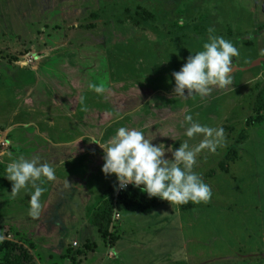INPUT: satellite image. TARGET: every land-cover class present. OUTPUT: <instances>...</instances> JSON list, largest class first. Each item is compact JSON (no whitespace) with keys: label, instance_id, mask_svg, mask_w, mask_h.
<instances>
[{"label":"rangeland","instance_id":"obj_1","mask_svg":"<svg viewBox=\"0 0 264 264\" xmlns=\"http://www.w3.org/2000/svg\"><path fill=\"white\" fill-rule=\"evenodd\" d=\"M209 35L239 51L232 84L175 96L172 74ZM261 73L264 0H0V243L23 245L37 264H264V121H251ZM189 114L223 129L193 167L210 199L114 211L111 247L91 220L118 193L100 146L126 126L178 149ZM21 156L55 170L36 216L34 189L11 195L5 176Z\"/></svg>","mask_w":264,"mask_h":264},{"label":"clouds","instance_id":"obj_2","mask_svg":"<svg viewBox=\"0 0 264 264\" xmlns=\"http://www.w3.org/2000/svg\"><path fill=\"white\" fill-rule=\"evenodd\" d=\"M209 31L211 33L213 30ZM238 56L239 51L231 41L222 36L209 35L203 50L190 55L181 69L172 74L175 96L185 97L187 90V96L198 94L205 97L211 94L213 87L231 85L235 70L233 60ZM89 88L97 93L105 91L103 86L96 84H90ZM184 122L187 126L183 135L188 140L202 137L198 145L192 146L185 140L178 149L166 148L162 143L154 145L153 140L147 139L136 128L119 127L115 135L100 146L104 151L102 173L115 176L118 190H126L131 185L148 198H159L171 205L207 201L212 195L211 189L193 171V167L202 149L216 150L223 129L202 124L190 114L184 117ZM166 152L171 153V159L165 158ZM5 176L12 182L11 195L29 187L34 189L29 194V204L32 215H38L42 207L41 196L45 191L41 184L45 180L55 179L54 167L41 163L39 156L30 159L21 156L10 160Z\"/></svg>","mask_w":264,"mask_h":264},{"label":"trees","instance_id":"obj_3","mask_svg":"<svg viewBox=\"0 0 264 264\" xmlns=\"http://www.w3.org/2000/svg\"><path fill=\"white\" fill-rule=\"evenodd\" d=\"M252 111L255 117H253L251 121H253L254 124L263 123L264 88L258 92L252 106ZM233 151L234 150L226 156V160H232ZM219 168L224 172L228 171V166L225 162H221ZM166 203L167 201H163L159 198L150 199L146 194H142L138 188L129 186L127 190L117 193L114 203H110L109 207L97 208L91 217L92 224L103 238L109 240V245L112 247L118 241V238H114L110 232L114 211L121 212L123 210L137 209L141 212H145ZM188 209H190L188 205L182 208V210ZM93 246V244L86 242L84 244V250H92ZM0 254H2L1 261L3 264H37L30 250L14 241L3 240L0 243Z\"/></svg>","mask_w":264,"mask_h":264},{"label":"built area","instance_id":"obj_4","mask_svg":"<svg viewBox=\"0 0 264 264\" xmlns=\"http://www.w3.org/2000/svg\"><path fill=\"white\" fill-rule=\"evenodd\" d=\"M0 146H2V147L4 146V143H2V141L0 142ZM129 186H130V185H129ZM129 186H128V187H129ZM127 189H128V188H127ZM127 189H126V190H127ZM120 191H121V190H118V192H120ZM122 191H123V190H122Z\"/></svg>","mask_w":264,"mask_h":264},{"label":"water","instance_id":"obj_5","mask_svg":"<svg viewBox=\"0 0 264 264\" xmlns=\"http://www.w3.org/2000/svg\"><path fill=\"white\" fill-rule=\"evenodd\" d=\"M254 65H255V63H253V64L251 65V67H249V68H246V69H244V70H248V69H250V68L254 67ZM234 71H235V70H234Z\"/></svg>","mask_w":264,"mask_h":264},{"label":"crops","instance_id":"obj_6","mask_svg":"<svg viewBox=\"0 0 264 264\" xmlns=\"http://www.w3.org/2000/svg\"><path fill=\"white\" fill-rule=\"evenodd\" d=\"M81 139H83V138H79L78 140H76V141H80ZM75 141V142H76ZM63 146H68L67 144H63Z\"/></svg>","mask_w":264,"mask_h":264}]
</instances>
